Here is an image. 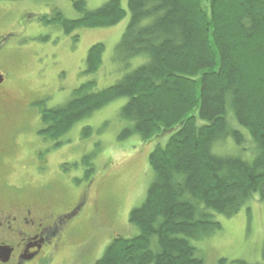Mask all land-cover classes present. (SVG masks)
<instances>
[{
  "label": "trees",
  "instance_id": "1",
  "mask_svg": "<svg viewBox=\"0 0 264 264\" xmlns=\"http://www.w3.org/2000/svg\"><path fill=\"white\" fill-rule=\"evenodd\" d=\"M72 6L79 18L52 19L66 32L113 26L125 15L120 0ZM127 7L114 58L148 60L101 90L94 80L82 83L66 104L42 110L38 133L59 146L75 122L126 98L119 117L132 127L120 137L156 142L148 157L154 177L129 212L138 234L113 237L94 264H203L192 241L221 228L215 215L264 201V0H128ZM103 51L102 43L89 48L85 73L100 67ZM234 122L254 144L251 162L214 152L228 137L244 143Z\"/></svg>",
  "mask_w": 264,
  "mask_h": 264
},
{
  "label": "rangeland",
  "instance_id": "2",
  "mask_svg": "<svg viewBox=\"0 0 264 264\" xmlns=\"http://www.w3.org/2000/svg\"><path fill=\"white\" fill-rule=\"evenodd\" d=\"M73 1L0 0V72L9 99L5 108L13 113L7 125L13 120L19 128L16 144H0L4 155L0 178L23 188V199L41 211L61 212L81 196L86 200L80 229L62 240L43 264H94L113 237L137 235L129 212L143 203L154 177L148 157L156 142L143 141L134 132L120 137L123 129L132 127L119 117L126 98L75 122L61 135L59 146L38 133L42 110L66 104L82 83L94 80L95 90H101L148 60L138 56L122 64L114 58L130 19L128 0H120L125 15L117 24L66 32L52 19L58 13L66 20L79 18ZM84 1L89 10L106 2ZM95 43L104 45L102 63L95 72L85 73L86 55ZM232 126L244 134V143L228 137L214 145V152L251 162L254 144L244 128L235 122ZM48 147L49 170L44 176L35 169L33 153ZM215 220L220 229L192 241L203 264H264V201L253 197L237 213L216 214Z\"/></svg>",
  "mask_w": 264,
  "mask_h": 264
},
{
  "label": "flooded vegetation",
  "instance_id": "3",
  "mask_svg": "<svg viewBox=\"0 0 264 264\" xmlns=\"http://www.w3.org/2000/svg\"><path fill=\"white\" fill-rule=\"evenodd\" d=\"M4 83L5 78L0 72V144L11 145L17 143L19 128L14 126L13 120L7 125V119L13 113L5 108L9 99L3 92ZM43 150L34 152L33 158L37 172L46 176L49 147ZM3 156L0 151V176L3 175ZM24 192L23 188L0 178V264H43L57 251L62 240L72 237L80 229L86 208L85 197L81 196L65 211H41L32 201L23 199Z\"/></svg>",
  "mask_w": 264,
  "mask_h": 264
}]
</instances>
